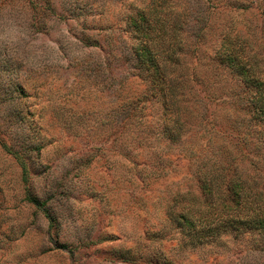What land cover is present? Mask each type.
I'll return each instance as SVG.
<instances>
[{"label":"rangeland","instance_id":"374dc122","mask_svg":"<svg viewBox=\"0 0 264 264\" xmlns=\"http://www.w3.org/2000/svg\"><path fill=\"white\" fill-rule=\"evenodd\" d=\"M233 40L264 72V0H0V264H264L262 231L173 219L224 152L264 187Z\"/></svg>","mask_w":264,"mask_h":264},{"label":"trees","instance_id":"16d2710c","mask_svg":"<svg viewBox=\"0 0 264 264\" xmlns=\"http://www.w3.org/2000/svg\"><path fill=\"white\" fill-rule=\"evenodd\" d=\"M237 43L233 40L226 45L220 57L241 77L247 89L250 111L263 125L264 140V72L245 46H238ZM141 55L144 56L143 63L154 67V74L151 71L150 74L156 75L157 86L162 83L158 90L173 110L180 98L171 77L162 66V56L154 52L148 43ZM211 165L199 175L201 195L182 194L175 202L180 208L173 219L186 234L187 242L192 245L204 243L222 229L237 235L249 230L264 232V187L258 179L241 169L229 151L220 154V159L216 158ZM175 204L174 209L177 207Z\"/></svg>","mask_w":264,"mask_h":264}]
</instances>
